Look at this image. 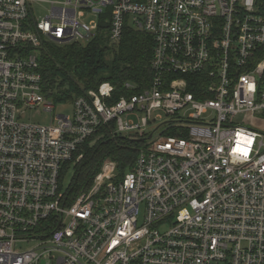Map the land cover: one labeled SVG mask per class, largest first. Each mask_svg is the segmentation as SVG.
<instances>
[{
  "label": "built area",
  "instance_id": "2783aa9c",
  "mask_svg": "<svg viewBox=\"0 0 264 264\" xmlns=\"http://www.w3.org/2000/svg\"><path fill=\"white\" fill-rule=\"evenodd\" d=\"M126 26L153 39L147 89L104 82L71 116L25 121L54 109L43 43ZM104 129L146 147L69 203L62 174ZM0 264H264V0H0Z\"/></svg>",
  "mask_w": 264,
  "mask_h": 264
},
{
  "label": "trees",
  "instance_id": "16d2710c",
  "mask_svg": "<svg viewBox=\"0 0 264 264\" xmlns=\"http://www.w3.org/2000/svg\"><path fill=\"white\" fill-rule=\"evenodd\" d=\"M153 47L151 36L130 26L125 27L117 44L110 43L102 32L85 45L45 42L39 49L37 70L42 93L53 104L72 102L106 82L114 88L113 99L138 94L149 87L153 77L150 68ZM126 83L133 85L134 90H126ZM101 132L103 138L94 144L84 143L82 159L62 174L63 183L72 172L65 189L69 203L91 188L104 161L115 163L116 177L122 178L146 147V138L132 134L113 136L105 129Z\"/></svg>",
  "mask_w": 264,
  "mask_h": 264
},
{
  "label": "rangeland",
  "instance_id": "374dc122",
  "mask_svg": "<svg viewBox=\"0 0 264 264\" xmlns=\"http://www.w3.org/2000/svg\"><path fill=\"white\" fill-rule=\"evenodd\" d=\"M44 1H59V0H44ZM48 8L49 5L47 3H41L38 6H35V15L38 18H43L47 13H48ZM87 43H83L82 45H85ZM51 104L52 101H49ZM54 109L52 113H48L43 111L42 108L38 109H33L28 111L25 114V121L29 124H35V125H49L51 123V120L56 116V115H66V116H71L72 115V102L71 101H66L63 103H57L53 104ZM156 115L161 116L164 118L165 116L162 113H157ZM158 123L157 125H159ZM156 125V124H155ZM154 126V125H153ZM72 177V172L67 174L66 179L64 181V190L68 186V183Z\"/></svg>",
  "mask_w": 264,
  "mask_h": 264
},
{
  "label": "snow or ice",
  "instance_id": "6c2138e0",
  "mask_svg": "<svg viewBox=\"0 0 264 264\" xmlns=\"http://www.w3.org/2000/svg\"><path fill=\"white\" fill-rule=\"evenodd\" d=\"M238 147H239V145H238ZM240 151H241L243 154H245V155L247 154V153H246V150H244V149H240Z\"/></svg>",
  "mask_w": 264,
  "mask_h": 264
}]
</instances>
